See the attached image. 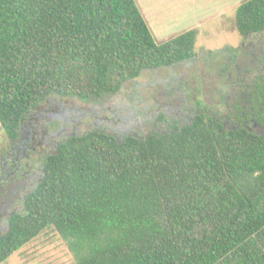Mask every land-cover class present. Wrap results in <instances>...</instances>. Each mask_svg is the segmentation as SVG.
Returning a JSON list of instances; mask_svg holds the SVG:
<instances>
[{
  "label": "trees",
  "instance_id": "trees-1",
  "mask_svg": "<svg viewBox=\"0 0 264 264\" xmlns=\"http://www.w3.org/2000/svg\"><path fill=\"white\" fill-rule=\"evenodd\" d=\"M235 26L263 31L264 0L241 4ZM197 36L158 44L135 0H0L1 126L17 142L49 99L117 93L193 59ZM239 95L237 127L198 110L146 136L57 141L0 234V264L50 229L77 264H264V132L245 125L264 126V73Z\"/></svg>",
  "mask_w": 264,
  "mask_h": 264
},
{
  "label": "rangeland",
  "instance_id": "rangeland-1",
  "mask_svg": "<svg viewBox=\"0 0 264 264\" xmlns=\"http://www.w3.org/2000/svg\"><path fill=\"white\" fill-rule=\"evenodd\" d=\"M158 44L197 29L196 56L170 67L144 71L120 91L96 100L54 97L25 122L11 142L0 124V234L23 210V196L36 186L43 158L73 133L102 129L118 138L165 131L191 122L198 110L228 114L226 127L241 124L239 93L264 73V30L247 37L236 29L238 7L248 0H135ZM229 49V51H225ZM264 132V126L245 124ZM2 264H77L55 230L42 232Z\"/></svg>",
  "mask_w": 264,
  "mask_h": 264
},
{
  "label": "flooded vegetation",
  "instance_id": "flooded-vegetation-1",
  "mask_svg": "<svg viewBox=\"0 0 264 264\" xmlns=\"http://www.w3.org/2000/svg\"><path fill=\"white\" fill-rule=\"evenodd\" d=\"M39 178H40V177H39ZM39 178L37 179V182H38ZM23 198H25V195L23 196Z\"/></svg>",
  "mask_w": 264,
  "mask_h": 264
},
{
  "label": "crops",
  "instance_id": "crops-1",
  "mask_svg": "<svg viewBox=\"0 0 264 264\" xmlns=\"http://www.w3.org/2000/svg\"><path fill=\"white\" fill-rule=\"evenodd\" d=\"M1 124V123H0Z\"/></svg>",
  "mask_w": 264,
  "mask_h": 264
}]
</instances>
